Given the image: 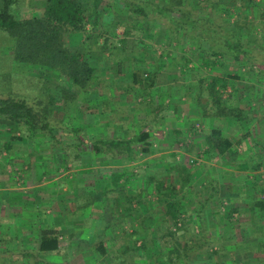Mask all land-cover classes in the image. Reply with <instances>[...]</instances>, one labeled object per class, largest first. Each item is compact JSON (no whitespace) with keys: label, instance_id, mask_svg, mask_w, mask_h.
<instances>
[{"label":"rangeland","instance_id":"obj_1","mask_svg":"<svg viewBox=\"0 0 264 264\" xmlns=\"http://www.w3.org/2000/svg\"><path fill=\"white\" fill-rule=\"evenodd\" d=\"M42 1L30 0V3L34 4L31 7L40 10ZM80 1L83 2L84 6L87 4L86 2H89V9L91 8L92 0ZM93 1L98 3V8L96 14L93 11L88 12L87 15L85 36H89V38L84 39L83 36H77L73 40L75 41L74 48L82 53L83 59L88 60L89 58V61L96 65L98 78L105 81L114 77L115 81L117 79V83L113 85L111 82L105 81L106 85L103 84L101 88L103 90L101 94L104 95V98H98V102H94L95 91H74L70 89L67 80L62 81L54 76L42 74V84L50 95V115L61 118L70 125L80 126L85 132L88 131L102 137H129L140 130H149L151 133L150 151L143 153L137 150V157L130 160L124 156V152L114 155L109 149H102L103 152L100 154L99 152L94 154L90 149L84 150V148L76 151L73 147L69 149L65 146L64 148L61 147L60 144L68 146L77 142L71 134L63 131L56 132L58 144L49 147V141L41 137H35L34 140L26 137L19 139L25 136L24 129L22 127L17 128L9 121L0 120V187L6 185L7 188H10L9 190L19 192L18 195L13 193V196L18 198L11 196V204L13 202L12 205L15 206L17 201L23 203L21 192L30 193V191L37 190L35 188L38 187L40 189L47 188L46 185L54 182L56 192L61 195L56 197L55 212L50 210L49 214L51 216V214L56 213L54 218L59 219L65 215L68 209L66 203L68 200L72 201L73 204L74 202H88L82 206L83 210L81 211L99 213L100 206L97 203L100 200V191L103 190V186L112 181L113 175L123 174L122 184L119 186L117 184L111 185V192L105 193L104 196H117L120 202L122 200L125 202V198L123 199L120 192L129 190L131 196L137 191H141L142 199L140 202L136 201L135 198L132 202L130 201V205L132 204L130 217L127 220H120L121 218H119L120 222H125L124 225L113 222L107 227L113 230L109 234L114 237L112 242L105 243L106 256L104 259L91 262V254L82 256L78 252H72L71 256L73 254L74 256L69 259L67 258L68 255L64 256L61 252L62 256H57L54 264H110V259L114 263L124 260L126 264H169L164 263V259L160 257V253L158 254L159 248L165 244L164 240L168 239L166 233L168 225L162 221L161 217L164 210L163 201L153 187V183H149L148 178L150 175L156 174L158 175L157 179L160 178L166 184L174 185L178 190L177 198L181 200V212L176 225H171L169 222L171 230L199 235V225L202 222L205 225L208 224L209 217L205 220L207 208L194 205L195 198L193 199L192 194L199 193L201 197L200 193L205 187L203 181L208 180L202 166L204 155H209L212 152H209L210 150L194 151L192 145L197 144V141L201 140L199 137H203V134L204 137L208 135L209 121L206 119L208 123L206 122L205 125L203 122H195L191 119L190 114L192 112H187L186 115L188 110L186 103L191 101L192 89L195 90L198 87L197 84L195 86L192 84L193 80L200 85L209 84L212 74L217 75L219 68L216 64L210 67L204 65L206 60L211 58L208 52L210 45L205 41L197 38L185 40L180 38L181 41L171 43V38L162 24L147 20L142 29L131 27V13L118 0ZM151 1L165 2V0ZM181 1L182 7H187L193 18H211L212 21L222 25L228 31H233L235 36L240 38L246 50L250 51L252 48L256 50V47L264 49V0ZM260 18L263 20H259ZM180 34L186 36L183 33ZM136 37H139V44L133 45ZM122 39H124V44L121 45ZM106 41L113 47L106 48L104 46ZM210 47V49H215ZM10 49L7 46L4 52L7 53ZM181 56L189 59L187 64ZM218 59L221 67L223 68L225 65L226 72H230V74L240 75L242 73V76L248 75L254 79L260 77L261 80L256 86L257 92L254 94H257L264 104V69L257 68V62L249 64L241 61L240 63V60L236 61L228 52L223 50ZM211 60L213 61L215 58L212 57ZM155 64L159 68L156 79L152 85H148L147 80L151 77L148 70ZM132 66L137 67L133 68ZM13 68H10L12 72L27 77V79L12 77L13 86L21 87L20 90L23 92H31L32 83L38 82V71L35 69H31V71L29 68L18 66ZM136 68L140 69L137 76L139 81L131 85V82L127 81L129 72ZM29 88L30 90H28ZM121 88H126L129 92L127 96H125L126 93L123 94L122 98H120ZM66 89H68L71 98L62 99L61 91ZM167 96L173 100L169 103L166 102L169 109L164 110L163 105ZM121 100H127V103H120ZM231 103L235 104L237 101L232 100ZM131 105H134L135 109L138 108L140 112H130ZM251 105L255 107L254 103ZM222 132L224 136L227 135L225 133L227 131L224 129ZM206 133L207 135H205ZM230 138L234 139L237 145L240 143V140L236 139L237 137ZM8 140L10 145L6 149L4 144ZM203 141L205 143V140ZM199 173L203 175L200 192L198 176L201 175ZM195 175H197L195 183L188 184L182 180L188 178L190 181ZM76 177L83 178V183L73 181ZM75 189L76 192H85L86 197L82 195L81 198L73 201V198L66 193L73 192ZM87 196L91 199L87 200ZM96 197L99 199L94 201L92 198ZM219 201H217L218 205ZM223 201L220 202V208L224 207L225 202ZM63 203L66 207L59 209V205H63ZM5 205L4 202V209H0V222H11L13 216L6 215ZM115 216L117 217V214ZM36 217L48 220L43 215L37 214ZM91 219L93 221L95 217ZM65 222L62 223L61 229L64 238L68 234L66 229L69 227V224ZM16 223L18 224L17 220ZM118 225H120V229H114V226ZM121 226H124V230ZM206 230L211 239L204 242L193 254L192 264H222L221 260L216 262L214 259L215 257L217 259L223 257L222 251L225 250L224 247L216 245L219 240L215 237L219 233L215 234L212 227L209 230L206 228ZM4 232L8 233L7 231ZM161 233H166L163 241L160 239ZM0 234L2 235L1 232ZM104 234L108 235L107 230L104 231ZM87 235L85 233L86 237H88ZM152 236H156L155 240ZM5 237H9V235ZM198 238L200 237L198 236ZM198 238L196 237V239ZM144 239L149 245L148 249L135 250L140 245L141 240ZM150 243H152L151 246ZM125 246L128 247V250L123 251ZM93 248L85 244L77 250L84 252L86 249L87 253ZM155 249L158 255L151 254ZM63 259L69 260L63 261ZM1 262L3 264H20L17 263V260L12 263L5 260L4 262L0 260ZM40 264L42 263L40 262Z\"/></svg>","mask_w":264,"mask_h":264},{"label":"trees","instance_id":"obj_2","mask_svg":"<svg viewBox=\"0 0 264 264\" xmlns=\"http://www.w3.org/2000/svg\"><path fill=\"white\" fill-rule=\"evenodd\" d=\"M118 1L131 13V27L142 29L143 24L149 20L164 26L171 38V43L182 39L197 38L215 48L210 49V47L208 50L209 56L215 60L207 59L204 64L207 67L221 64L218 56L222 54V50L228 52L236 61L241 60L249 64L257 62L264 66V54L254 51L247 52L244 44L240 38L235 36L233 31L225 30L222 25L211 21L209 18H193L191 11L187 7H182L181 0H165L164 3L151 0ZM91 2L89 9V2H86L87 4L84 6L80 0H43L42 8L39 10V8L31 7L34 4L30 3V0H0V120L9 121L17 128L22 127L25 136L19 139L26 137L34 140L35 137H41L49 141L50 144L57 145L56 132L63 131L76 138L78 149L89 147L94 153L99 152V154L103 152L102 149H109L114 155L124 152V156L130 160L137 157V150L143 153L150 151L151 133L149 130H140L132 136L118 138L97 137L93 133L85 132L80 126L70 125L63 119L50 115L49 91L42 84V74L54 76L62 81L67 80L70 89L78 92L94 89L95 84L98 83L99 74L96 65L91 63L89 58L88 60L83 59L82 53L74 48L75 41H73L79 35L80 37L83 36L84 39L89 38V36H85L87 15L88 12L93 11L96 14L98 8V3L93 0ZM180 33L186 36H181ZM139 37H136L133 45L139 44ZM122 41L121 45L124 44V39ZM7 46L11 49L6 53L4 49ZM104 46L106 48L113 47L107 41L104 42ZM181 58L185 59L186 64L189 61L185 56H181ZM16 66L38 71L39 78H36L38 82L32 83V90L28 89L31 92H23L20 90L21 87L13 86L12 77L27 79L23 74L12 72L10 68ZM158 69L155 64L148 70L151 74L147 80L148 85L155 82ZM139 70L136 68L132 71L134 80L138 76ZM215 75L212 74L207 86L208 95L216 109L211 115L227 118L235 116L236 119H239V112H234L233 109V112H224V108L221 106L222 100L216 94L215 85L220 84L223 87L225 84ZM228 76L239 77L238 74L230 73ZM61 97L62 99L71 98L68 89L61 91ZM221 131L213 129L205 136L207 151L215 149L221 153L229 147L231 141L222 135ZM9 145L8 140L4 144V148L8 149ZM157 176L152 174L148 180L149 183H153V187L162 198L164 210L161 217L162 221L168 225V229L166 227L168 239L164 240L165 244L159 248L158 254L160 253L164 263L192 264L193 254L211 238L202 224L199 225V235L171 230L169 222L171 225H176L181 212V200L177 198V188L172 184H165L160 178L157 179ZM122 177L123 174H115L112 181L103 186L104 192L110 191L111 185L118 184ZM134 198L140 202L142 199L141 191L133 194L131 200L126 197L125 200L132 202ZM176 230L178 229L176 228ZM166 233L160 234L161 241H163ZM195 235L200 238L196 239ZM152 238L155 240L156 236H152ZM39 240L41 252H54L59 248L58 231L53 227L42 229ZM153 244L155 245L154 241ZM151 245L152 243H150ZM148 246L144 239L141 240L140 245L135 250L148 249ZM105 249L103 244H100L96 251L97 255L105 257ZM126 250H128L127 246L124 247L123 251ZM155 251L156 249L151 254L158 255ZM110 264L126 263L124 260L114 263L110 259Z\"/></svg>","mask_w":264,"mask_h":264},{"label":"crops","instance_id":"obj_3","mask_svg":"<svg viewBox=\"0 0 264 264\" xmlns=\"http://www.w3.org/2000/svg\"><path fill=\"white\" fill-rule=\"evenodd\" d=\"M260 17L263 16L260 15ZM209 19L212 21L211 18ZM259 20L262 21L263 18ZM224 29L227 30L226 28ZM255 49L252 48L250 51L247 49V52L254 51L264 54L263 48L256 47ZM257 66V68L264 69L263 65L258 64ZM218 68V74L216 76L219 75L218 79L223 80V84H225L223 87L220 84L215 85L216 94L222 100L221 106L224 108V112H233L232 109L235 110L234 112H239L240 118L236 119L235 116H229L228 118L213 117L211 114L216 109L213 107L210 96L208 95V84L200 85V83H195V80H193L192 84L194 86L197 84L198 87L195 90L192 89L191 101L188 104L186 103L188 105L186 115L187 112H192L190 118L195 122H203L205 125L208 123L206 121L208 119L209 131L207 130L208 132H205L209 134L213 129H224L227 131L225 132L227 134L225 136L231 141L229 147L225 148L221 153L213 149L209 151L212 153L204 155V163L202 166L204 167V172L208 180L203 181L205 187L201 191L203 175L199 173L201 176H198L200 181L198 186L199 192L201 191L202 193H200L201 197L199 193H196V195L194 193L192 194L193 199L195 198L194 205L207 208L205 210V220L209 217L208 224L206 226L202 222V227L205 230L206 228L209 230L212 227L215 230V234L219 233L215 237L219 240L216 245L225 248L222 251L223 257H219V259L214 258L216 262L221 260L223 262L222 264H264V104H262L259 96L254 94L257 92L256 86H258L261 78L256 77L254 79L248 77V75L242 76V73L238 75L240 76L239 78H232L228 76L230 72H226L225 65L222 68L220 64ZM129 73V79L127 81L131 82V85L137 83L139 81L138 77L136 76L134 80L132 78V70ZM105 81L108 83L111 82L113 85L117 83V79L115 81L114 77H111L109 80L106 79ZM105 81L99 78L95 88L89 90L95 91L96 93L94 102H98V98H104V95L101 94L103 91L101 88L103 84L106 85ZM126 88H121L120 98L125 93V96L128 95L129 92H127ZM228 90L229 92L227 93ZM226 97L228 98L226 99ZM172 100L170 96L165 98L164 110L166 108L169 109V105H166V102L168 101L169 103ZM232 100L237 101V103L232 104ZM174 102L176 103L175 98ZM120 103L125 104L127 100H121ZM252 103L255 104V107L251 105ZM133 106L131 105L130 112H140L138 108L135 109ZM222 135H224L223 132ZM230 137H237L236 139L240 140V143L237 145L234 139ZM199 138L201 140L197 141V144L192 145L193 150L207 151V145L203 141L205 140L204 134L203 137ZM73 143V145L67 146L66 144H61V146L63 148L65 146L68 149L73 147L76 151L79 149L83 150L82 147L79 149L76 147L78 142ZM51 146L52 144L49 147ZM86 149L89 150L90 148H84V150ZM91 152L93 151L91 150ZM196 176H192L190 181L188 178H183L182 180L183 182L192 184V182H196ZM37 179L39 180V178ZM123 179L121 178L119 180L118 186L122 184ZM38 180L37 182H39ZM83 180L81 177H76L73 181L82 184ZM41 181L43 182L44 180ZM55 185L52 182V184L46 185L47 188L40 189L38 187L35 188L37 190L30 191V193L21 192V200L23 203L21 204L20 201H17L15 206L12 205L13 202L11 204V200L12 197L18 198L17 196H13V193H17L16 195H18L19 192L9 190L10 188H7L6 185L0 187V209H4L5 202L6 215L13 216L11 222H0V232L2 233V235L0 234V237H2L0 238V260L3 262L4 260L9 261L10 263L17 260V263L20 264H40V262L42 264H54L56 257L62 256L60 254L61 252L64 256L68 255L67 258L69 259L74 256V254L71 256L72 252L81 253L82 256L91 254V262H95L97 259H104V256L100 257L97 255V248L100 244L106 247L105 243L112 242L114 236H110L109 232L113 230L107 228L108 226L112 225L113 222L124 225L125 222H120V220H127L130 217L131 205L130 201L127 202V199H131V192L129 190L121 191L120 193L122 194L120 195L123 199L125 197L127 199L125 202L124 200L120 202L117 196L106 197L104 196V190L100 191V200L97 203L100 206L99 213L82 212V206H85L88 202H74L73 204L72 201L68 200L66 202L68 209L65 215L59 219L55 217V219L54 216L56 213L51 214V216L49 214L50 210L55 212V206L57 204L56 197L61 195L56 192ZM108 192L106 194H109ZM66 194L68 196L70 195L73 201L81 198L82 195L86 197L85 192H76V189ZM30 195H32L31 198H29ZM99 197L92 199L95 201ZM86 199L91 198L87 196ZM221 200L225 202L223 208L219 207ZM217 201H219V205ZM8 203L9 205H7ZM64 204H60L59 209L66 207ZM94 211L96 210L94 209ZM37 214L45 216L48 220L38 219L36 217ZM116 214L117 217L115 216ZM92 217H95L93 221L91 219ZM119 218L121 219L119 220ZM64 222L69 224V227L66 229L68 230V234L65 238L61 233L63 232L61 229L63 226L62 223ZM119 226H114V229L119 230ZM46 227H53L58 231L59 248L54 252H41L39 250L40 231ZM121 228L124 230V226H121ZM105 230H107L108 235L104 234ZM4 231L8 233L6 234ZM85 233L88 234V237L85 236ZM8 235L9 237H5ZM62 238L63 240H60ZM83 243L94 247L93 250L87 253L86 249L84 252L78 251V248L85 245ZM67 260L63 259V261ZM0 264L3 263L1 262Z\"/></svg>","mask_w":264,"mask_h":264}]
</instances>
